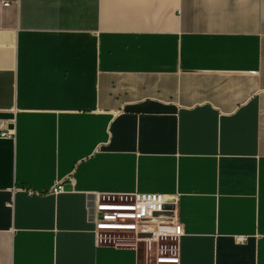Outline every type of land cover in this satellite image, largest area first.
Returning a JSON list of instances; mask_svg holds the SVG:
<instances>
[{"label":"crops","instance_id":"obj_1","mask_svg":"<svg viewBox=\"0 0 264 264\" xmlns=\"http://www.w3.org/2000/svg\"><path fill=\"white\" fill-rule=\"evenodd\" d=\"M0 122V264H264V0H0Z\"/></svg>","mask_w":264,"mask_h":264},{"label":"built area","instance_id":"obj_2","mask_svg":"<svg viewBox=\"0 0 264 264\" xmlns=\"http://www.w3.org/2000/svg\"><path fill=\"white\" fill-rule=\"evenodd\" d=\"M0 137H11L13 133L2 128ZM56 187L53 191H59ZM177 196L161 194H134L123 204L107 203L97 206L96 226L101 230L131 228L135 237L147 246L149 243L171 241L182 233L176 223ZM161 249H164L161 248ZM171 259L157 258L155 264H170Z\"/></svg>","mask_w":264,"mask_h":264},{"label":"rangeland","instance_id":"obj_3","mask_svg":"<svg viewBox=\"0 0 264 264\" xmlns=\"http://www.w3.org/2000/svg\"><path fill=\"white\" fill-rule=\"evenodd\" d=\"M105 234V232H104ZM106 235V234H105ZM113 235L115 236V233H110L108 236H111L113 238ZM117 236V235H116ZM153 245H156L155 243H153Z\"/></svg>","mask_w":264,"mask_h":264}]
</instances>
